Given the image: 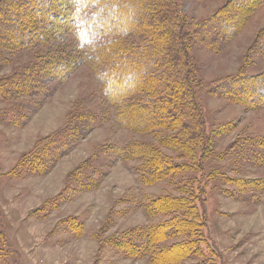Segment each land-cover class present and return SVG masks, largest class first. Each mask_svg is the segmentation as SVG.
Returning <instances> with one entry per match:
<instances>
[{
	"label": "rangeland",
	"instance_id": "obj_1",
	"mask_svg": "<svg viewBox=\"0 0 264 264\" xmlns=\"http://www.w3.org/2000/svg\"><path fill=\"white\" fill-rule=\"evenodd\" d=\"M180 5L175 32L192 56V64L184 65V78L192 76L204 116L209 149L197 150L204 161L184 157L172 130L151 127L140 133L115 121L117 108L93 67L98 59L99 69L110 55L99 60L89 52L81 54L71 23L50 29L52 38L31 48H0V80L42 63L59 59L64 66L81 58L64 82L51 75L43 80L50 88L0 94V210L6 208L9 240L0 234V264H152L146 228L171 216L148 215L145 205L157 196H182L185 190L198 195L208 228L201 231L198 255L170 253L166 264H198L203 258L209 264H264V108L250 109L210 91L229 77L264 78V0H180ZM35 6L42 10L37 18L48 24L52 11L65 15L71 10L67 0ZM227 11L241 15L240 31L212 47L202 40L199 27ZM182 20L189 24L183 31ZM123 47L116 43L118 50ZM154 86L151 80L149 93ZM90 117L101 123L90 122ZM92 126L97 127L92 131ZM60 130L66 140L78 142L75 150L46 175L26 173L24 157L39 140ZM135 144L189 168L145 186L137 172L143 169L141 161L115 153ZM156 237L162 239L164 233ZM188 239L168 238L163 244Z\"/></svg>",
	"mask_w": 264,
	"mask_h": 264
},
{
	"label": "trees",
	"instance_id": "obj_2",
	"mask_svg": "<svg viewBox=\"0 0 264 264\" xmlns=\"http://www.w3.org/2000/svg\"><path fill=\"white\" fill-rule=\"evenodd\" d=\"M46 1L1 0L0 48H31L33 43L41 44L48 37L51 39L50 29L65 25V21L71 23L70 29L81 54L86 55L89 52L91 59L98 56L99 60L110 55V60L101 63L99 69L96 67L98 59L97 63L95 59L93 67L103 85L105 96L117 108L115 121L121 127L140 133H147L151 127L172 130L175 134L172 139L177 149L183 151L184 157L194 159L195 162L198 158L204 161V154L201 157L197 154L200 147L204 151L209 149L206 145L208 137L204 116L192 76L184 78V65L192 64V56L183 43V38L181 41L175 32L177 18L181 14L180 0H67L71 10L69 8L65 15L57 10L52 11V21L48 20L50 24L37 18L42 10L35 3L44 5ZM220 14L199 27L203 34L202 40L212 47L235 38L242 24L241 15L237 12L227 11L224 16ZM216 18L218 22L212 24V20ZM54 20L58 22L57 25ZM188 25L187 21L182 20L181 31ZM119 41L125 45L120 50L116 48ZM79 59L81 58L74 57L73 61H67L64 66L57 59L53 63L36 66L38 72L36 69L16 72L15 75L0 80V94L6 97L14 93L23 94L26 88H50L43 80L51 75L52 80L64 82L75 71L78 65L75 62ZM50 67L52 70H47ZM48 72L52 74L45 76ZM260 78L251 77L249 81L245 77H229L216 83L210 91L250 109L264 108V78ZM151 80L155 85L152 88L153 93L147 90ZM154 98L155 101L151 100ZM90 118V122L101 123L98 118ZM96 127L92 126V131ZM62 132L56 131L42 138L24 157L26 173L46 175L75 150L78 142L66 140ZM85 135L86 133L80 134V138ZM115 153L123 160L128 161L135 157L141 161L143 169L137 172L140 182L145 186L189 168L188 165L174 164L155 151L148 154L144 148H140V144L127 145ZM145 211L148 215L171 216L163 223L146 228L145 247L152 264H166L170 253L182 251L185 254L188 251L187 254L198 255L201 231L208 228V222L205 214L200 212L198 195L193 190H185L182 196H157L148 201ZM174 213L177 215L172 216ZM3 219L4 215L0 210V234L9 242ZM161 232L164 233V238L158 239L156 236ZM186 235L189 237L187 241L169 246L163 244L168 238H181ZM122 248L129 252L126 246ZM198 264L209 262L203 258V262Z\"/></svg>",
	"mask_w": 264,
	"mask_h": 264
},
{
	"label": "crops",
	"instance_id": "obj_3",
	"mask_svg": "<svg viewBox=\"0 0 264 264\" xmlns=\"http://www.w3.org/2000/svg\"><path fill=\"white\" fill-rule=\"evenodd\" d=\"M52 133H54V132L52 131ZM50 134H51V132H50L49 134H47V135H50ZM47 135H46V136H47ZM43 136H45V135H43ZM39 137H42V136H39ZM39 137L36 139V141L39 139ZM36 141H35V142H36ZM69 172H70V171H69ZM69 172H68V173H69ZM68 173H67V174H68ZM2 208H3V209H2L3 215H6V214H7V212H6V208H5V207H2ZM9 235H11L10 232H9Z\"/></svg>",
	"mask_w": 264,
	"mask_h": 264
}]
</instances>
